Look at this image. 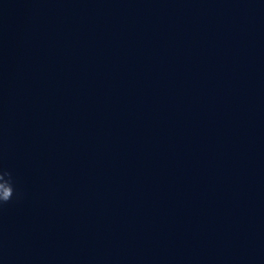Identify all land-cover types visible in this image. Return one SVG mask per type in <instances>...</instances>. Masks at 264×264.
<instances>
[{"label": "clouds", "instance_id": "1", "mask_svg": "<svg viewBox=\"0 0 264 264\" xmlns=\"http://www.w3.org/2000/svg\"><path fill=\"white\" fill-rule=\"evenodd\" d=\"M0 207L7 204L14 196V180L11 172L0 170ZM19 194L17 193V196Z\"/></svg>", "mask_w": 264, "mask_h": 264}]
</instances>
